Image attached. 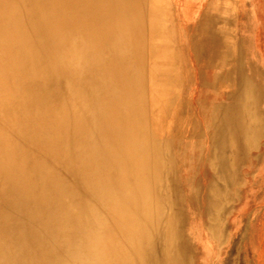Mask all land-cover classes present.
I'll list each match as a JSON object with an SVG mask.
<instances>
[{
  "label": "bare ground",
  "instance_id": "obj_1",
  "mask_svg": "<svg viewBox=\"0 0 264 264\" xmlns=\"http://www.w3.org/2000/svg\"><path fill=\"white\" fill-rule=\"evenodd\" d=\"M136 3L0 0V197H13L0 200V264H14L13 258L25 248L30 255L19 264H178L187 254L188 244L177 234V216L165 220L162 231L159 228L162 213L154 193L158 168L164 165L159 149L176 148L170 159L164 154L166 176L178 184L170 169L195 168L201 135L195 125L189 138L178 128L173 137L145 141L140 89L147 46ZM155 55L154 80L149 82L155 85L149 87L154 96L151 119L157 117L154 124L166 131L170 106L177 122L187 117L181 92L185 73L169 66L167 55ZM243 67L239 128L247 131L239 132L234 144L231 137L228 143L224 136H209L213 151L207 161L216 180L233 177L239 153L254 154L249 149L264 139V112L252 98L249 68ZM12 73L16 77L9 81ZM17 90L22 98L13 93ZM17 102L19 109L13 112ZM229 145L240 151L228 153L233 157L226 164L222 148ZM19 161L23 163L17 167ZM174 189L169 195L179 194ZM216 191L210 187L204 199L208 213L221 201ZM74 195H91L93 200L92 263L68 244L62 211ZM106 196L112 212L125 220L120 242L106 241L107 254L98 243L101 229L95 210L96 202ZM11 208L14 214L8 215ZM15 218L22 220L21 228ZM17 244L21 247L14 253ZM233 259L229 255L221 264H234Z\"/></svg>",
  "mask_w": 264,
  "mask_h": 264
},
{
  "label": "crops",
  "instance_id": "obj_2",
  "mask_svg": "<svg viewBox=\"0 0 264 264\" xmlns=\"http://www.w3.org/2000/svg\"><path fill=\"white\" fill-rule=\"evenodd\" d=\"M136 4L137 16L143 25L139 30L146 40L145 56H148L147 68L151 72L149 82L154 80L156 52L167 55V64L185 73L181 92L187 104V117L177 122L170 106L166 131H163L165 128L159 130L154 124L155 117L152 134L166 139L173 137L179 128L181 136L189 138L194 135L192 129L196 125L201 135L198 150L201 158L194 157L197 160L193 166L209 168L210 171L207 169L206 173L199 175L202 177L199 183H207L215 174L207 161L213 151L209 136L220 135L221 139L224 136L228 143L231 137V144L239 142L240 84L241 74L245 72L242 66L243 69L249 68L248 76L254 88L252 98L259 103L261 112L264 109V33L259 37L255 34L248 37L247 48L241 44V9L255 22L257 9L264 7V0H137ZM152 83L148 87L153 89L155 85ZM262 141L249 151H264ZM174 151L176 148L173 147L159 149L162 154L167 153V159L174 156ZM235 151L239 152L240 147L231 145L230 149L229 145L222 148L223 155L228 156L226 164L233 157L228 153ZM247 184L248 181L244 180L239 186V195H252Z\"/></svg>",
  "mask_w": 264,
  "mask_h": 264
},
{
  "label": "rangeland",
  "instance_id": "obj_3",
  "mask_svg": "<svg viewBox=\"0 0 264 264\" xmlns=\"http://www.w3.org/2000/svg\"><path fill=\"white\" fill-rule=\"evenodd\" d=\"M263 12L264 7L259 6L257 20L252 22L251 17L242 12L241 9V37L245 38V40H241V43L248 45V37L253 34L259 37L258 35L264 33V21H260L264 20ZM145 57L146 60L143 61L145 63L144 79L142 80L144 89L142 87L140 89L144 94V101L143 103L141 101L143 105L141 106L147 132L145 141L152 142L153 139L158 140L159 137L152 134L154 125L151 119V106H153L151 98L153 100L154 96L147 86L149 84V72L146 71L148 56ZM15 77V73H12L8 80L11 81ZM13 93L21 98L23 96L19 90ZM18 103L12 104L13 112H17L19 109ZM262 112H264V109ZM27 113L28 110L24 114ZM23 117H27V115ZM37 123H39L38 120ZM246 131V127L239 128L240 134ZM25 136L27 137V135ZM262 143L264 144V139ZM38 145L41 146V143L39 142ZM157 156L152 155L150 157L148 155L147 157ZM162 156L164 165H162V168H158L160 169V181L154 192L157 202L160 203L162 213L161 221L158 222L162 231L165 227V220H170L172 216H177L178 221H180V231L177 234L182 241L188 244V248L185 249L187 254L184 253L178 264H221L229 255L233 256L234 264H264V151L255 152L252 155L246 151L240 152L236 162L238 168L234 166L233 177L221 181L222 183L217 182L214 176L210 177L207 183H199V178H202L199 175L206 173L207 169L210 171L209 168L195 167L193 169L189 166L188 168L178 166L175 169H170L171 176L180 181V183L177 182L178 184L173 185L166 176L167 171H169L166 156L165 154H162ZM0 160L2 159L0 158ZM22 163L23 161H19L17 167ZM244 180L248 181V192L252 195H239V186L242 185ZM228 182L231 183L227 184ZM174 186L179 194L169 195L175 190ZM188 187L190 190H188ZM210 187L217 188L216 195L220 197L221 201L214 209L212 207L208 213L204 199L208 196L207 193ZM76 197L77 204L75 203ZM11 199H13L12 196L0 197V200H6L7 202ZM67 205L68 209L66 208L62 212L68 229H66L68 244L78 255L85 257V260L92 263L93 230L90 219L93 220L94 218V204L91 195H74ZM95 208L101 229L98 243L100 248L104 249L107 254L109 242L106 243V241H115L114 244L116 245L120 242V225L124 224L125 220L122 218L120 220L118 212H112L107 196L103 202H96ZM11 209L7 211L8 215L14 214V209ZM15 219L19 223L17 228H21L22 220L20 218ZM156 246L159 250L160 244L157 243ZM20 247L21 245L17 244L14 253L19 251L17 249ZM25 249H27L26 252L13 258L14 264L27 260L30 251L28 248ZM71 264L76 263L72 262Z\"/></svg>",
  "mask_w": 264,
  "mask_h": 264
}]
</instances>
